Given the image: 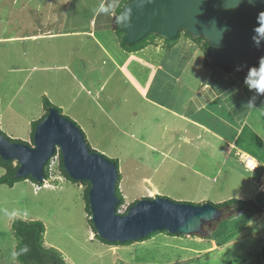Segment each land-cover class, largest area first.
Segmentation results:
<instances>
[{"label":"rangeland","instance_id":"rangeland-1","mask_svg":"<svg viewBox=\"0 0 264 264\" xmlns=\"http://www.w3.org/2000/svg\"><path fill=\"white\" fill-rule=\"evenodd\" d=\"M99 1L0 0V130L30 142L31 122L45 112L48 99L80 127L93 150L117 158L125 200L119 213L134 200L156 195L176 202L244 198L264 204V193L225 151L223 141L154 105L166 95L183 106L184 97L168 92L172 81L167 71L150 66L146 72L127 62L117 37L101 23L105 10L98 14ZM71 31L77 33H64ZM180 37L183 46L177 53L193 50L197 84L203 76L199 67L210 64L191 38L188 43L184 34ZM186 46L189 51L183 50ZM178 72L182 77L183 71ZM245 89L249 96H263L248 84ZM259 110L264 112L263 104ZM255 127L261 138L250 140L243 132L238 145L262 159L264 121ZM48 171L49 181L42 185L0 183V264H19L12 256L11 222L16 218L43 223L44 245L60 252L64 262L59 264H235L264 243L240 237L248 235L241 224L255 209L241 205L206 224L204 234L157 231L151 239L130 244L103 243L88 220L85 184L62 174L58 154Z\"/></svg>","mask_w":264,"mask_h":264},{"label":"water","instance_id":"water-1","mask_svg":"<svg viewBox=\"0 0 264 264\" xmlns=\"http://www.w3.org/2000/svg\"><path fill=\"white\" fill-rule=\"evenodd\" d=\"M127 44L155 33L173 39L180 30L207 41L211 62L247 76L264 58V0H128L119 14ZM59 150L63 167L74 180L89 182L90 219L96 234L125 242L166 231L204 234V226L222 218L223 210L208 201L176 202L164 196L142 197L124 213L116 210L118 167L90 150L80 127L56 107L36 124L33 144L10 140L0 132V157L18 163L16 176L45 180L44 165Z\"/></svg>","mask_w":264,"mask_h":264},{"label":"crops","instance_id":"crops-1","mask_svg":"<svg viewBox=\"0 0 264 264\" xmlns=\"http://www.w3.org/2000/svg\"><path fill=\"white\" fill-rule=\"evenodd\" d=\"M102 1L103 0L99 1L96 11L100 8ZM64 33L69 34L77 32L71 31ZM184 38L190 43L189 38ZM182 46L181 39L170 47H166L163 41L156 39L154 43L148 44L136 51H126L120 46L119 50L121 48L120 51L123 52L128 63L133 62L138 65V68L140 66L146 72V68H150V66L157 67L159 71H167L172 81L168 92L178 96L182 93L184 104L183 106H179L172 98H167L165 95V98L163 97L161 101L154 102V105L202 129L207 134H212L219 138L228 146V149H225V151L231 155L239 165L243 164L236 156V152H243L253 158L257 164L256 168L253 170L244 169L247 170L251 176V182H256L257 178L264 173V157L260 159L256 158V156H250L248 151L244 149L242 145H238V143L242 141L241 136L243 132H245V136L250 140H253V138L259 140V138H261L255 124L259 125L260 122L264 121L259 120V117L264 118V116L257 117L259 113L264 114L263 111L259 110L260 104L264 105V100L260 99L261 97L264 98V92H261V95H263L261 97L258 96V94L255 96L252 93H250L251 96H249L245 91L244 82L238 75L236 77V75L234 76L232 73L230 74L220 68L212 66L199 67V70L203 71V76L196 84L195 63L192 60L193 58H190L193 52L190 47H194V44L183 48V50L188 51L190 48V55H188L187 51L184 52L182 50L180 53H177V50H179V48L181 49ZM179 69L181 72L183 71L181 73L182 77H180V72H178ZM260 101H262V103ZM252 120L254 121L252 124L253 126L250 124ZM238 199L251 200L253 202L252 199ZM203 201L208 200H202L200 202ZM254 204L256 206H252L255 209L251 213L249 220L241 224V227H243L242 231H247L248 235H241L240 237L251 239L256 237L260 239V241H264V204L261 202ZM232 212H234L233 208L228 214ZM151 238H153V236H151ZM263 245L264 243L262 246ZM211 247H216V244L213 243Z\"/></svg>","mask_w":264,"mask_h":264},{"label":"trees","instance_id":"trees-1","mask_svg":"<svg viewBox=\"0 0 264 264\" xmlns=\"http://www.w3.org/2000/svg\"><path fill=\"white\" fill-rule=\"evenodd\" d=\"M126 1H128V0H113L108 5L109 1L105 0L103 5L100 6V9L98 12V14H100L102 11L105 10V17H104V19H102L101 23L104 24L106 26V28H109L114 32L115 36L117 37L119 46L122 49H124L126 51H136V50H139V49L145 47L148 44L154 43L157 38H160L166 47H170L177 42V40L180 38V34H184V36H186L187 38H191V41H193L194 43H196L198 45V48L200 49V51L203 52V54L205 56V61H207V63H209L210 66L217 67V68H220L221 70H223L225 72L238 75L237 74L238 72L230 71L229 69L222 67L220 65H217V64L211 62L210 60H208L206 57L207 41L203 37H193L189 33L185 32L183 30H180L178 32L177 36L173 39H166V38H163V37H161L155 33H148L139 41H136L132 44H127L126 40H125V33L120 26V20H119L120 11H121L123 5L126 3ZM95 24L96 23L93 22V27H95ZM239 77L244 81V83H245L244 88H245V86L247 85L245 82V79H244L245 77L242 74H240ZM245 91L247 93L246 89H245ZM253 102H254V100H253ZM44 107L46 109L45 112L38 119L33 120L31 122L32 129H31V133L29 136L30 142H27V141H24L21 139H16V138L13 139V138H10L8 136L7 137L10 140H16V141L26 143L28 145H32L33 144V132H34V128H35L36 124L38 123V121H40L47 114L49 107H55V106L53 104H51V102L48 99L44 98ZM57 109L60 112V109L59 108H57ZM0 132L2 134H4L1 130H0ZM87 145L90 148V150H93L89 146L88 143H87ZM55 154H58L59 166H60L62 174L67 179H69L70 181L78 182L77 180L70 178L68 176V174L65 172L64 167H63V163H62V159H61V154H60L59 150H56L44 165L45 180L49 181L48 164H49L51 158ZM109 159L111 161H114L115 166L118 167L117 158H109ZM14 162L15 161H13V160H6V159H2L0 157V167L3 168V170H4L3 174L0 175V183L1 184H6V185L11 187L14 185V183L21 181V180H29V181L34 182V183H39V185L43 184L42 182H37L30 175L16 176L15 173H16V170L18 168V163L17 162L14 163ZM120 180H121V175L118 171V177H117L116 188H115L116 196L119 199V202L116 205L117 211L125 201L124 196H123V194L119 188ZM80 182L85 184V188H84L82 196H83V201L85 202V209L88 211V215L90 216L91 212H90V208H89L88 195H87L88 189H89V182L86 180H82ZM135 201L136 200L129 203V205L127 206L125 211H123L122 213L126 212V210L130 207V205H132ZM210 203H212L214 206H216L218 208H222L223 216L228 214L232 208H233V211H235V209L238 205L256 206L251 200H241V199H236V198H230V199L218 202V203H213V202H210ZM88 220H89L90 226L92 227V230L94 232V237L99 238L103 243H106L109 245H123V244H130V243H133L135 241H143L145 239L150 238L151 236H153L157 232V231L151 232L148 235H146L145 237L140 238V239H136V240H129V241H125V242H110V241H106V240L102 239L101 237H99L95 232V228L92 224L91 219L89 218ZM44 230H45L44 225L40 220H33V219L26 220V219L16 218L11 222V232L14 235V238L16 241L15 242L16 243L15 252H20V250L25 245L29 249V251L27 253L21 254L18 257H16V260L19 262V264H59L61 262L62 263L64 262L60 252H58L54 248L46 247L44 245V240H43ZM162 231H164V230H162ZM164 232H166V231H164ZM166 233L170 234V235H180L177 233H168V232H166ZM229 264H231V261L229 262ZM235 264H264V245L261 247L259 252L253 253V254H248V256L246 258L240 259L239 262H237Z\"/></svg>","mask_w":264,"mask_h":264},{"label":"clouds","instance_id":"clouds-1","mask_svg":"<svg viewBox=\"0 0 264 264\" xmlns=\"http://www.w3.org/2000/svg\"><path fill=\"white\" fill-rule=\"evenodd\" d=\"M245 82L250 87H255L258 91L264 92V58H260L258 67H252L249 69L248 74L245 77ZM28 251H29V249L25 245L20 250V252H15V251L12 252V256H13V258H16L21 254L27 253Z\"/></svg>","mask_w":264,"mask_h":264},{"label":"built area","instance_id":"built-area-1","mask_svg":"<svg viewBox=\"0 0 264 264\" xmlns=\"http://www.w3.org/2000/svg\"><path fill=\"white\" fill-rule=\"evenodd\" d=\"M236 156L238 157V159L241 161V163L244 165V167L246 169L253 170L256 168L257 164L253 158H251L248 155L244 154L243 152H239V151L236 152ZM48 173H49V171H48ZM256 182H257L258 190L260 192L264 193V173H262L257 178Z\"/></svg>","mask_w":264,"mask_h":264},{"label":"flooded vegetation","instance_id":"flooded-vegetation-1","mask_svg":"<svg viewBox=\"0 0 264 264\" xmlns=\"http://www.w3.org/2000/svg\"><path fill=\"white\" fill-rule=\"evenodd\" d=\"M260 58H262V57L257 58V65H256V67H258ZM244 77H246V76H244Z\"/></svg>","mask_w":264,"mask_h":264}]
</instances>
